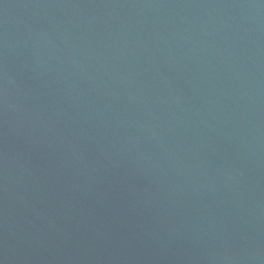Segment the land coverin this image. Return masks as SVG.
<instances>
[{
	"label": "water",
	"instance_id": "water-1",
	"mask_svg": "<svg viewBox=\"0 0 264 264\" xmlns=\"http://www.w3.org/2000/svg\"><path fill=\"white\" fill-rule=\"evenodd\" d=\"M0 264H264V0H0Z\"/></svg>",
	"mask_w": 264,
	"mask_h": 264
}]
</instances>
